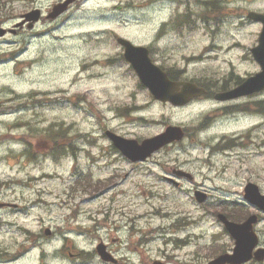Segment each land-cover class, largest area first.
Segmentation results:
<instances>
[{
  "label": "rangeland",
  "instance_id": "1",
  "mask_svg": "<svg viewBox=\"0 0 264 264\" xmlns=\"http://www.w3.org/2000/svg\"><path fill=\"white\" fill-rule=\"evenodd\" d=\"M60 1L0 0L4 28L16 29L35 8L43 13L32 32L0 38V204L14 206L0 208V264H103L93 253L110 238L114 256L131 264H203L215 239L230 245L216 213L232 201L259 212L242 196L247 179L264 192V91L162 103L115 38L217 92L259 71L250 48L261 25L246 15L264 13V0H75L48 19ZM168 125L183 128L184 140L140 163L114 152L104 135L141 141ZM170 168L194 180L175 188L161 177ZM107 178L108 187L95 182ZM193 189L208 193L205 207ZM260 217L254 229L264 245ZM75 250L82 258L69 257Z\"/></svg>",
  "mask_w": 264,
  "mask_h": 264
},
{
  "label": "water",
  "instance_id": "2",
  "mask_svg": "<svg viewBox=\"0 0 264 264\" xmlns=\"http://www.w3.org/2000/svg\"><path fill=\"white\" fill-rule=\"evenodd\" d=\"M72 1L73 0H66L61 4L55 5L53 13L50 16H57L59 13L64 11L67 5ZM248 17L254 21L261 22L263 25L258 39L259 44L251 50L253 57L261 67V72L249 77L237 88L225 93L217 94L215 96L216 99L226 100L264 89V14L250 12ZM26 19L37 20L38 12L34 11L27 14ZM3 33L4 30H1L0 36L3 35ZM119 42H121V44L125 47V59L131 63L141 82L150 90L155 99L163 102L169 101L173 105H183L193 96L204 92L202 89L191 83L171 81L159 67L151 63L148 58V50L146 48L133 46L128 41L122 39H119ZM107 135L125 156L133 160H140L145 159L161 146L174 140L181 139L183 133L179 128L168 127L164 133L151 139H146L140 145L134 140L123 139L111 132H107ZM245 198L249 202L264 210V195L259 193L257 186L253 184L247 185L245 187ZM196 199L201 202L203 201L204 196L199 194L196 196ZM219 218L225 223L227 230L235 238L236 248L232 257L227 258L225 256H221L210 264H224L226 262L239 264L249 260L251 258L252 249L257 244V239L252 231L253 224L256 223L257 220L256 216H250L242 224L228 222L222 215L219 216ZM99 249L102 250L101 248ZM254 256L257 260L264 259V249H258Z\"/></svg>",
  "mask_w": 264,
  "mask_h": 264
},
{
  "label": "flooded vegetation",
  "instance_id": "3",
  "mask_svg": "<svg viewBox=\"0 0 264 264\" xmlns=\"http://www.w3.org/2000/svg\"><path fill=\"white\" fill-rule=\"evenodd\" d=\"M43 18V15H42V13H41V17H40V19H39V21H41V19ZM38 22H36L35 24H34V26L33 27H31V28H28V26H27V24L28 23H24L23 25H21V26H19V27H17V29L16 30H12L10 33H12L13 34V36H18V35H20V34H22V33H24V32H32L33 31V29H34V27H35V25L37 24ZM171 171V170H170ZM172 172V171H171ZM106 214V213H105ZM99 242H102L100 239L98 240V243ZM116 242H117V239H115V238H110V241L107 243V242H105V243H103L104 245H105V251L107 252V253H109L115 260H112V262H105V261H102V260H100V262L101 263H103V264H131L130 262H128V260H121V259H119V258H116L115 256H114V251H113V249H112V245L113 244H116ZM116 246V245H115ZM116 251L118 250V248L117 247H115L114 248ZM230 252L231 251V249H230V247H228L227 249H226V251L225 252ZM74 253H72L71 251H68V255H69V257L70 258H74L75 260L76 259H80V258H82V251H73ZM95 256H97L95 253L93 254V257H95ZM99 260V259H98Z\"/></svg>",
  "mask_w": 264,
  "mask_h": 264
},
{
  "label": "trees",
  "instance_id": "4",
  "mask_svg": "<svg viewBox=\"0 0 264 264\" xmlns=\"http://www.w3.org/2000/svg\"><path fill=\"white\" fill-rule=\"evenodd\" d=\"M169 77L171 79H173V80H177L178 79V77L175 74H169ZM223 87H225V85Z\"/></svg>",
  "mask_w": 264,
  "mask_h": 264
}]
</instances>
